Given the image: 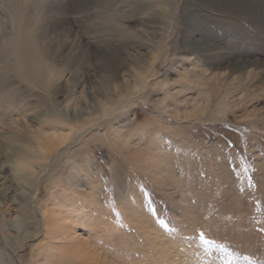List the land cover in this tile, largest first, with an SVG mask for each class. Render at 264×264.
Listing matches in <instances>:
<instances>
[{
  "label": "rangeland",
  "instance_id": "rangeland-1",
  "mask_svg": "<svg viewBox=\"0 0 264 264\" xmlns=\"http://www.w3.org/2000/svg\"><path fill=\"white\" fill-rule=\"evenodd\" d=\"M11 41L23 52L0 62V102L18 114L0 107V153L16 134L36 151L27 125L74 136L36 202L56 214L51 192L71 188L89 228L115 225L63 230L75 248L109 264H264V0H0V49ZM2 220L15 264H81L61 242L49 253L44 230L14 252Z\"/></svg>",
  "mask_w": 264,
  "mask_h": 264
},
{
  "label": "bare ground",
  "instance_id": "bare-ground-1",
  "mask_svg": "<svg viewBox=\"0 0 264 264\" xmlns=\"http://www.w3.org/2000/svg\"><path fill=\"white\" fill-rule=\"evenodd\" d=\"M257 7L260 8L261 6L257 5ZM19 42L21 43V40ZM8 44L9 45H7L8 48L6 50L0 49V62H2L1 64H3V66H7V67L8 64L6 61L9 60L7 57L13 56V53L11 52L14 50H16V52L19 51L23 52L22 47L24 45L21 44V46H17V44L12 43V41L9 42ZM18 70L20 71L19 74L22 75V77L25 80L32 81L40 86H44V87L47 86L49 78L45 76L46 68L44 66L39 65L36 68L34 67L30 68L29 65L23 62L19 64L18 68H16V71ZM6 98L7 99L5 102L3 103L0 102V107H4L6 110H8V112L12 110L10 111L12 114H18L16 112L17 108L14 105L15 100H13V98L10 96H6ZM20 114H22V111L20 112ZM15 122H19L18 119H14L12 121L13 124H16ZM47 125L45 126L48 128ZM43 128L40 127L38 129H34L27 125L26 128L23 130L24 132L26 131L29 136L32 135L33 140L31 143L32 144L35 143L37 147L36 151H33L34 149L31 146L29 147L25 146V148L21 147L19 143H23L24 137H21L19 134L15 135L17 137L15 136L3 137V139H6V143L4 144L5 145L4 153L3 152L0 153L2 155H5L4 161L2 159V156L0 155V174L2 175V177L1 176L0 177L3 178V182L0 184V209L3 217V220L1 222V231L3 234L4 241L14 252H16L19 251L21 247H23L24 243L28 239L27 236L30 234L29 232H33L32 233L33 236L38 237V235L42 232L41 230H44L46 231L44 237L48 238L50 241L49 243H46L47 245L46 249L48 247L50 250L49 253L54 252L56 250L57 247L56 246L54 247V244L55 245L60 244L59 242H61L62 243L61 246L63 245L62 247H64V249L67 248L69 250V256L67 257H69L70 259H71L70 256H73L72 258L74 259L79 258L80 259L79 262L81 264H109L105 260V258H103V255H101L97 251L91 250L92 249L91 246H88L87 248H82V250L78 249V247H76L77 248L76 249L75 246H77L78 244L74 246L73 240L75 237L71 238L70 236H68L69 234H67L66 231H64L65 233L62 232L63 230H68L71 227H75V228L78 227L82 229L84 232H86L87 236L92 238L94 237L95 239H97L99 237V234L100 233L102 234L103 232L106 233L105 235L103 234V236H108L107 234H114L113 232L114 230L112 229L115 225L112 227L111 224L107 223L106 225L108 226H104V228L102 229L103 231L98 233L101 230L100 228L97 227L93 229L89 228L92 222L86 221L84 220V218L82 219V215L81 214L78 215L79 212L76 214L77 209L75 208L74 200L71 198L72 195H75L74 189L73 190L71 188L67 189L68 191H71V194L69 195L64 194L63 192L61 193L62 190L60 191V193L58 192V196L56 194L57 192L55 194L51 192V195L47 199V202L50 201L51 204L54 205L60 204V206L62 207V210L61 208H59L58 210L60 211L57 212L56 214H53L54 212L50 213L51 210L49 211L50 208L49 205L45 207L43 206V204H40V201L36 202V200H39L40 198V196L38 195L36 196V193L38 191H37V187L35 186L36 182L39 179V176H41V173L48 171L49 169L48 167L51 166L53 167V165H51L53 163L50 161V159L54 155H56V153L62 151L60 156L65 155L67 146L68 145L70 146V143L73 141V139H75L74 136L64 133V130H60V131L55 130L56 127H49L51 132L45 131L46 129L44 128L45 130H43ZM73 162L74 161H69V162L67 161L65 165L71 167V164ZM7 163L10 164L9 166H7V168L11 169L10 172H12L13 175L12 178L15 183L14 189L10 187H4L5 184L8 183L9 181L7 179L8 176H5L8 174H4L5 166ZM56 164L58 165L59 162H56ZM53 168H50L49 170L53 171L54 170ZM86 198L88 199L92 198L94 200L97 198V192L94 187H91L90 190L87 191ZM34 200L37 204L34 206V211L37 210L35 214L32 211L33 209H31ZM37 213L38 215L40 214L42 216L41 220L37 219L38 216ZM51 227L52 230L49 231ZM87 244L91 245L89 241H87ZM93 245L95 244H92V246ZM1 246L2 245L0 244V264H15L13 262V259H11V256H9ZM49 253H47V255ZM163 255H164L162 257L163 260L171 261L169 264H173L171 254L170 255L163 254ZM60 257L58 256V258ZM20 261L21 264H34L31 262V260H30L31 263H27L23 258H21ZM179 262L177 261L176 264H179Z\"/></svg>",
  "mask_w": 264,
  "mask_h": 264
},
{
  "label": "snow or ice",
  "instance_id": "snow-or-ice-1",
  "mask_svg": "<svg viewBox=\"0 0 264 264\" xmlns=\"http://www.w3.org/2000/svg\"><path fill=\"white\" fill-rule=\"evenodd\" d=\"M230 256H232L234 259L235 258H238V257H235L233 254H229ZM240 259H244V260H247L248 259V257L247 256H244V257H239ZM226 264H231V261L229 260V261H226Z\"/></svg>",
  "mask_w": 264,
  "mask_h": 264
}]
</instances>
